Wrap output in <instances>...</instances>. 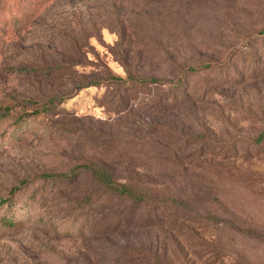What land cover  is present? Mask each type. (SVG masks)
Returning a JSON list of instances; mask_svg holds the SVG:
<instances>
[{
	"label": "rangeland",
	"instance_id": "rangeland-1",
	"mask_svg": "<svg viewBox=\"0 0 264 264\" xmlns=\"http://www.w3.org/2000/svg\"><path fill=\"white\" fill-rule=\"evenodd\" d=\"M263 30L264 0H0V264H264Z\"/></svg>",
	"mask_w": 264,
	"mask_h": 264
},
{
	"label": "trees",
	"instance_id": "trees-1",
	"mask_svg": "<svg viewBox=\"0 0 264 264\" xmlns=\"http://www.w3.org/2000/svg\"><path fill=\"white\" fill-rule=\"evenodd\" d=\"M264 30L260 33L263 34ZM209 66H211L210 64H203L200 67L196 68V67H191L188 69V72L191 73H195L198 71V69H202V68H208ZM114 80H117L119 82H134L136 84H141V85H149V84H157L160 83L161 81L155 79V78H136L133 76H130L128 79L124 80L122 78L119 77H114ZM100 82L99 81H90L89 83L83 84V85H78L75 87V90L80 91L82 89L88 88L90 86H96L99 85ZM65 99V97H60L58 99H56L55 101H51L50 104L51 106L55 104V102L58 101V103H62L63 100ZM51 107L49 106L46 110L50 109ZM80 169L87 171L92 179L101 186V188L105 191L111 192L115 195H117L118 197H123L127 200H130L133 203H147L150 201H154V199L148 197V195H146L145 193H143L142 191H140L137 187L131 185V184H127V183H121L118 182L115 178L113 173L105 166L99 165L97 163H88L85 165H82L79 167ZM76 172H70V173H64V174H43L41 175L42 178H46V179H63V180H67L69 178H72L75 176ZM9 202V200L7 201H1L0 204H7ZM158 203L161 204H168L174 207H178V206H183L184 208H188V206L186 204H183V202L175 200V199H161L157 201ZM218 222H222V220H218L215 219ZM12 224V219H4L3 221V225L4 226H10ZM241 233L243 234H247L250 236H255L256 233L250 231V230H240Z\"/></svg>",
	"mask_w": 264,
	"mask_h": 264
}]
</instances>
